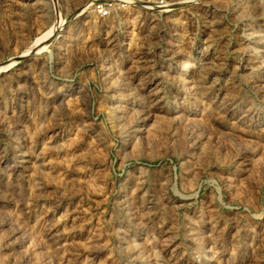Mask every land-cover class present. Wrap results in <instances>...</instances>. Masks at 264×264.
Wrapping results in <instances>:
<instances>
[{"label":"rangeland","instance_id":"obj_1","mask_svg":"<svg viewBox=\"0 0 264 264\" xmlns=\"http://www.w3.org/2000/svg\"><path fill=\"white\" fill-rule=\"evenodd\" d=\"M96 1L0 0V264H264V0Z\"/></svg>","mask_w":264,"mask_h":264},{"label":"built area","instance_id":"obj_2","mask_svg":"<svg viewBox=\"0 0 264 264\" xmlns=\"http://www.w3.org/2000/svg\"><path fill=\"white\" fill-rule=\"evenodd\" d=\"M94 9L98 13V15L102 18L108 17L111 14V10H112L111 5L108 4L107 2L102 1V0L96 1L94 3ZM126 20H128V19H126ZM126 20H125V22H126L125 26H127L129 24V22Z\"/></svg>","mask_w":264,"mask_h":264},{"label":"bare ground","instance_id":"obj_3","mask_svg":"<svg viewBox=\"0 0 264 264\" xmlns=\"http://www.w3.org/2000/svg\"><path fill=\"white\" fill-rule=\"evenodd\" d=\"M136 18H137V17H136ZM127 19H128V20H126V21H128L129 23H131V18H130L129 16H127ZM132 20H133V18H132ZM134 20H135V19H134ZM112 22H113V21H112ZM133 23H134V22H133ZM127 26L130 27V26H132V25L129 24V25H127ZM127 26H126V27H127ZM133 26H134V24H133ZM109 28H110V27H109ZM127 30H128V28H127ZM134 30H135V29H134ZM134 30H133V31H134ZM105 64H106V63H105ZM106 65H107V64H106ZM108 66H109V65H108ZM5 67H7V65L1 67L0 70L3 69V68H5ZM106 67H107V66H106ZM148 89H149V88H148ZM145 90H146V89H145ZM145 95H146V94H145ZM145 95H144V96H145ZM146 97H147V96H146ZM208 259H209V258H208Z\"/></svg>","mask_w":264,"mask_h":264}]
</instances>
